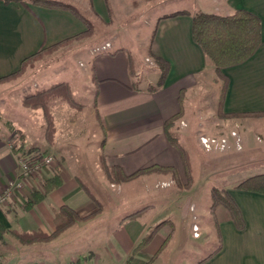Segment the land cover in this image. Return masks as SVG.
Returning <instances> with one entry per match:
<instances>
[{
	"label": "crops",
	"instance_id": "crops-1",
	"mask_svg": "<svg viewBox=\"0 0 264 264\" xmlns=\"http://www.w3.org/2000/svg\"><path fill=\"white\" fill-rule=\"evenodd\" d=\"M62 1L74 5L75 1H82L86 8L82 18L68 9L36 4L27 8L19 3L0 1V78L17 71L25 58L41 48L84 32L87 29L85 19L90 18L88 10L107 27L115 26L117 30L134 27L140 32L139 25L149 27L150 35H146L144 41L150 48V60L155 54L170 65L164 84L155 91L141 88L140 83L135 82L137 79L150 80L156 74L160 77L155 62L152 61L153 71L146 78L141 70L136 75L131 73L128 60L131 53L127 45H115L107 38L101 44H109L107 49L95 52L97 48L90 47L92 61L88 73L96 87L95 105L105 132L106 161L109 165L119 166L125 174L160 165L174 167L179 179L186 176L181 154L171 140V137H177L170 135L165 124L185 112L183 96H190L188 94L199 85L203 87V78L214 76L216 72L194 38V17L198 13L231 15L236 10L246 9L261 19L262 42L256 52L242 63L222 68V72L228 77L225 112L264 111V0ZM177 12L180 13L174 14ZM31 71L28 69L23 76L0 82V192L9 180L19 175L20 156L30 153L31 147H26L24 122L34 117L44 128L43 115L38 114L41 110L22 105V98L28 92L23 83L33 76ZM180 144L190 155L189 149ZM191 165L193 172L192 159ZM78 169L61 161L56 169L62 179L61 185L27 208L26 202L33 190L43 191V181L56 172L45 167L40 176L26 180L24 189L9 206L0 209L3 226L0 264H144L153 256L149 264L157 263L161 250L168 246L173 235V220L161 227L145 246L137 248L156 224L172 214L171 203L159 201L144 205L146 210L159 213L157 218L150 220L144 217L146 211L135 218L104 219L107 213L104 198L101 200L88 185L81 184ZM261 173L264 168L259 167L248 177ZM140 177L148 185L154 182L155 186L172 180L168 174L161 173ZM175 182L177 185L169 186L177 187L174 194L179 192L173 196V202H180L185 197H180L182 191L197 189L193 185L194 179L190 186L182 181V184ZM238 182L231 181L229 185L219 187L229 190L241 211L244 226L239 228L225 207H216L213 214L219 244L201 264H264V194L235 189ZM97 203L102 206V211L94 218L76 221L49 241L23 244L17 237L33 231L54 232L63 206L83 215L93 210ZM196 226L194 224L193 229ZM203 233L207 236V228Z\"/></svg>",
	"mask_w": 264,
	"mask_h": 264
},
{
	"label": "rangeland",
	"instance_id": "rangeland-1",
	"mask_svg": "<svg viewBox=\"0 0 264 264\" xmlns=\"http://www.w3.org/2000/svg\"><path fill=\"white\" fill-rule=\"evenodd\" d=\"M74 3L80 11H86L82 1ZM87 15L94 24L91 36L70 41L45 53L42 58L33 61L32 66H28L25 71L32 69L33 73L30 80L27 78L26 81L24 78L23 86L26 84L28 91L25 93L66 81L70 83L75 98L81 102V106L75 108L60 98L53 100L51 112L54 122L49 128L44 111L39 109L41 113L38 114L43 115L45 130L37 124L34 117L27 119L24 122L28 141L26 147H37L41 151L47 149L46 151L54 156L50 165L53 172L59 168L61 161H66L71 168L80 167L78 171H81V184L88 185L101 200L104 198L107 205L104 219L113 221L117 216L120 220L144 209V217L150 220L157 218L159 213L157 210H146L144 205L150 202L157 204L159 201L171 203L172 214H168L166 220L168 223L174 221L173 235L168 246L161 250L160 259L156 264H194L208 256L219 244L215 216L211 211L210 189L229 185L231 181H240L247 178L251 171L259 167L264 168V115L221 117L219 107L223 79L218 78L216 72L214 76H205L203 87L199 85L188 94L190 96H183L185 112H182L169 128L170 135L177 137L180 143L189 149L194 167L193 177L186 174L182 179H177L178 184L185 182L184 185L190 186L194 179L193 185L197 186V189L191 192L182 191L180 197H185L180 202H173V196L179 192L174 194L177 187L169 188L170 185L176 184L170 174L172 180L158 183V186H155L154 182L148 185L140 176L122 183L110 182L105 175L103 164L109 167L114 165L107 163L101 145L105 140V132L96 111V87L92 75L88 73L92 61L90 47H96L95 52L104 50L101 44L107 38L114 41L115 45H127L134 61L135 72L141 70L147 78L153 71L151 65L152 61L154 62V59L149 58L150 48L144 41L150 28L139 25L140 32H136L134 27L117 30L115 26L107 27L89 10ZM158 77L156 74L151 76L150 80L137 79L135 82L140 83L141 88L149 90V86L157 85ZM1 105L0 103L2 111ZM203 136L217 138L219 142L226 137L229 145L223 149L220 144L213 145V148L208 150L201 143ZM98 205L99 203L96 207ZM194 224L199 228L197 234L193 229ZM205 228L208 237L203 233Z\"/></svg>",
	"mask_w": 264,
	"mask_h": 264
},
{
	"label": "trees",
	"instance_id": "trees-1",
	"mask_svg": "<svg viewBox=\"0 0 264 264\" xmlns=\"http://www.w3.org/2000/svg\"><path fill=\"white\" fill-rule=\"evenodd\" d=\"M4 3H19L24 7L29 8L31 4L43 5L46 7L53 8H62L68 9L74 12L76 15L82 18V11L79 8L69 2H65L62 0H0ZM180 12L174 13L179 14ZM84 17V16H83ZM87 18V17H86ZM87 23V29L72 38L64 40L58 44L53 46H49L46 48H41L36 53L30 55L25 58L20 68L6 76L0 78V82L11 80L21 76L26 70L28 66H32V62L42 58V56L50 52L70 41H74L79 38H84L87 36H91L93 34V22L90 18L85 19ZM194 38L202 47L203 51L215 67V71L217 73L218 78L223 79L222 90L220 94V107H219V115L223 118L227 117H247V116H263L264 111H255V112H224V101L228 88V77L222 73V68L230 67L239 63L244 62L250 56H252L262 42V21L261 19L255 15L254 13L246 10L239 9L236 10L231 15H218V14H208V13H198L194 17V26H193ZM156 67L160 71V77L157 81L156 86H149L150 91H155L159 87H161L166 79L168 74L170 65L169 63L163 59L162 57L152 54ZM129 67L131 68V73L136 75L134 68V61L132 56L129 55ZM95 78V76H94ZM96 79V78H95ZM60 98L65 101L69 106L78 108L81 106V102H79L72 91V87L69 82L63 81L50 85L47 88L36 89L34 92L27 93L22 98V105L26 108L30 109H42L44 111V116L47 122V128L53 126V115L51 112V102L55 99ZM180 116H177L169 119L165 127L168 129L171 127L172 122ZM173 144L179 150L181 157L183 159V163L185 166L186 174L192 176V165L190 155L187 150L177 141L176 138L171 137ZM105 140L102 141V148H104ZM28 152L34 153L38 157H41L46 153L45 151H41L37 147H31L28 149ZM29 154V153H28ZM103 169L106 177L112 183H122L134 177L153 174V173H161V174H170L173 176L175 181H177V171L174 167L169 166H160L153 165L148 168H143L138 170L137 172L127 175L123 172V170L119 166L109 167L106 164H103ZM62 183V179L59 171H56L55 174L43 181V191L33 190L31 193V197L26 202V207L32 206L34 203L41 201L45 194ZM235 189H243L254 191L258 193L264 194V173L256 174L249 176L247 178L239 181L235 187ZM211 195V211L214 212L215 208L218 206L225 207L235 223L239 228L244 226V219L242 217L241 211L230 194L229 190L220 187H213L210 192ZM146 209V208H145ZM144 209L133 213L126 218H135L140 213H142ZM102 211V206L99 204L92 211L78 215L75 211L70 209L67 206H63L61 209V217L59 218V224L57 228L51 234H47L42 231H33L30 233L17 235L19 241L23 244H31L34 242L40 241H49L53 238H56L60 235L65 229L71 226L73 223L79 220H87L94 218L98 213ZM216 221V219H215ZM168 223V220H163L156 224L150 232L143 238V240L139 243L137 249L145 246L151 237L164 225ZM3 233V226L0 224V236ZM168 242V240L166 241ZM209 257V256H208ZM203 260H200L196 264H201ZM153 258L150 260L152 261ZM150 262H146L144 264H149Z\"/></svg>",
	"mask_w": 264,
	"mask_h": 264
},
{
	"label": "built area",
	"instance_id": "built-area-1",
	"mask_svg": "<svg viewBox=\"0 0 264 264\" xmlns=\"http://www.w3.org/2000/svg\"><path fill=\"white\" fill-rule=\"evenodd\" d=\"M109 44L103 46V49H107ZM234 135V133H233ZM201 143L208 150L213 148V145L221 146V149L227 147L228 139L223 137L222 139L210 138L203 136L201 137ZM54 161V156L52 154H45L38 157L34 153H29L19 158L20 173L18 176L12 178L8 181L5 188L0 192V209L9 206L14 200L19 191L24 189L26 185V180L35 179L41 175L42 170L45 167H50ZM195 234L198 232V227H194Z\"/></svg>",
	"mask_w": 264,
	"mask_h": 264
}]
</instances>
